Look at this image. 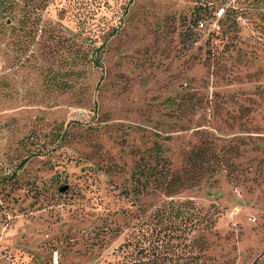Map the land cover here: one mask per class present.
I'll return each instance as SVG.
<instances>
[{
  "label": "rangeland",
  "instance_id": "rangeland-1",
  "mask_svg": "<svg viewBox=\"0 0 264 264\" xmlns=\"http://www.w3.org/2000/svg\"><path fill=\"white\" fill-rule=\"evenodd\" d=\"M16 1L39 23L0 16V264H117L169 198L214 224L163 264H264V0ZM83 51L99 65L68 59ZM203 138L226 156L215 173L131 190L140 156L181 170Z\"/></svg>",
  "mask_w": 264,
  "mask_h": 264
},
{
  "label": "trees",
  "instance_id": "trees-1",
  "mask_svg": "<svg viewBox=\"0 0 264 264\" xmlns=\"http://www.w3.org/2000/svg\"><path fill=\"white\" fill-rule=\"evenodd\" d=\"M17 5L16 0H0V16L5 14L12 18L14 12L16 14L22 11L17 21L18 24L20 22L26 24L30 35H34L39 23L38 7L25 1L26 7L22 5L18 11ZM199 23H201L200 20H197V24ZM87 55V52L83 51L82 54L68 55V59L73 61V58H82L84 60L86 57L93 64L99 65V55L91 54L89 57ZM65 60L67 58L59 57L57 63L62 65L68 61ZM64 72L60 70L53 72L51 78L57 87L66 86L65 80L60 77ZM214 147L211 140L201 139L185 154L187 167L181 170H172L168 160L163 156H153L159 159L152 165L147 164L146 159L140 156V160L135 166V172L131 175L133 182L131 190L140 194L145 192L144 190L147 191L149 185H153L150 191L159 189L165 195H172L186 186V183L191 186L199 182L204 173H215L226 160L225 154ZM160 160L161 162L158 163ZM23 163L24 160L20 162V165ZM64 189V186L59 188V190ZM127 192L126 189L121 191L124 194ZM135 218L136 220L130 224L131 230L118 246L121 258L117 264H163L166 260L172 261L175 257L172 255L177 247L180 246L184 248V251H188L189 249H185L188 245L200 246L197 237L191 236V240H188V234L191 231L210 228L214 224L210 206L204 208L191 199L179 198L164 199L146 216L141 218L135 216ZM195 255L192 254L189 257L195 258ZM190 262L192 260L188 259L182 263L189 264Z\"/></svg>",
  "mask_w": 264,
  "mask_h": 264
},
{
  "label": "built area",
  "instance_id": "built-area-1",
  "mask_svg": "<svg viewBox=\"0 0 264 264\" xmlns=\"http://www.w3.org/2000/svg\"><path fill=\"white\" fill-rule=\"evenodd\" d=\"M0 253H1V248H0ZM1 256V255H0Z\"/></svg>",
  "mask_w": 264,
  "mask_h": 264
}]
</instances>
